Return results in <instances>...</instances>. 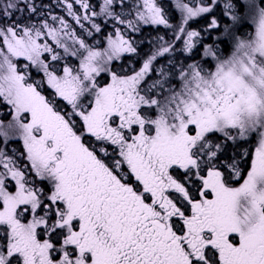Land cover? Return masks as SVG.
<instances>
[{"label":"snow or ice","instance_id":"6c2138e0","mask_svg":"<svg viewBox=\"0 0 264 264\" xmlns=\"http://www.w3.org/2000/svg\"><path fill=\"white\" fill-rule=\"evenodd\" d=\"M55 7L0 0V264H264V0Z\"/></svg>","mask_w":264,"mask_h":264},{"label":"trees","instance_id":"16d2710c","mask_svg":"<svg viewBox=\"0 0 264 264\" xmlns=\"http://www.w3.org/2000/svg\"><path fill=\"white\" fill-rule=\"evenodd\" d=\"M186 2H195V3H199V0H186ZM45 4H49L51 5V8L48 9L50 11H52L53 15H65V13L63 12V10L61 8H56L55 5L57 3V0H44ZM165 3L168 7V14H169V19L173 24H176L179 22V12L176 11L173 7L172 4L174 3V0H165ZM217 15H219V13H217ZM247 24H251V23H245L243 25V29L242 30H247L248 32H251L253 30V27L251 25H247ZM205 21L203 18H198L196 20H193L190 22V27L194 30L200 31L201 29H203L205 27ZM167 33V35H166ZM157 34L159 35H163L165 36L166 39H170L171 38V32L168 29H164L162 26L159 30L155 29V28H151L148 27L146 28V30L144 31V33L142 34L143 37L148 38V39H155V37L157 36ZM206 39H212L213 37H205ZM141 47L144 48V51L147 52L148 48L144 46V44H141ZM120 63H124L125 64V70H130L132 67H136L139 68L140 66V60L139 59H131L128 58ZM130 65L132 67H130ZM118 68H119V63L117 64ZM120 70V68H119ZM118 70V71H119ZM13 147H19L18 145L13 144Z\"/></svg>","mask_w":264,"mask_h":264},{"label":"rangeland","instance_id":"374dc122","mask_svg":"<svg viewBox=\"0 0 264 264\" xmlns=\"http://www.w3.org/2000/svg\"><path fill=\"white\" fill-rule=\"evenodd\" d=\"M247 25H251L253 27L252 24H247ZM244 31H247V30L245 29ZM13 144L18 145V143H13Z\"/></svg>","mask_w":264,"mask_h":264}]
</instances>
